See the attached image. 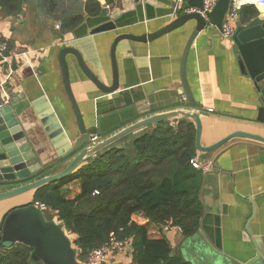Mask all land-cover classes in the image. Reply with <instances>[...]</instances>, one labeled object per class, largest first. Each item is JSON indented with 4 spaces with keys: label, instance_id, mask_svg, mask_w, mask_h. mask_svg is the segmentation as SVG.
<instances>
[{
    "label": "crops",
    "instance_id": "crops-1",
    "mask_svg": "<svg viewBox=\"0 0 264 264\" xmlns=\"http://www.w3.org/2000/svg\"><path fill=\"white\" fill-rule=\"evenodd\" d=\"M114 1L100 3L101 8L107 9V17L84 15V20L67 33L61 32L60 27L56 29L59 23L45 16L34 0H25L16 16H0V34L8 45L5 60L0 63V104L6 98L10 103L13 95H22L29 102H38L35 104L38 111L48 106L42 110L45 114L42 118L47 117L48 110L52 111L73 142L78 133L63 89L57 60L60 49H75L90 73L110 87V48L116 37L155 33L178 13L184 15L194 9L193 3H188L183 12L186 1L176 6L171 0ZM247 4L252 3L242 0L240 6ZM257 10L264 15V8ZM239 11L237 21L232 24L234 29L246 25L240 22ZM101 23H110L113 28L89 35ZM194 25L193 21L188 22L150 42L133 39L118 42L115 49L118 87L110 94L97 90L75 58L67 55L70 86L85 127L98 128L107 135L150 115L183 109L198 114L202 147H209L234 132L264 137V124L257 122L260 102L255 85L240 74L232 37L225 39L211 27L198 33L185 65L187 84L197 107L183 105L180 63ZM178 121L160 123L175 127ZM184 121L191 124L195 133L194 125ZM42 125L43 128L41 124L31 126V131L36 132L34 140L43 146L44 159L50 162L60 150L53 151L49 146L48 133L55 130L53 121L45 120ZM193 160L209 166L205 170L193 168L202 178L199 197L203 212L197 233L185 238L189 239L185 248L176 245L182 235L179 229L166 226L161 231L172 252L188 264H205L197 256L200 250L244 262L255 256L254 243L264 260V145L232 139L209 153L196 150ZM67 163V159L52 163L45 175L58 173ZM63 184L62 192L68 199L79 193L77 181L69 178ZM33 198L27 193L0 202V221L8 210L30 201L34 203ZM131 220L137 225L148 222L139 213ZM161 232L153 231L151 235L158 237ZM129 262L125 252L111 256L107 264Z\"/></svg>",
    "mask_w": 264,
    "mask_h": 264
},
{
    "label": "trees",
    "instance_id": "trees-1",
    "mask_svg": "<svg viewBox=\"0 0 264 264\" xmlns=\"http://www.w3.org/2000/svg\"><path fill=\"white\" fill-rule=\"evenodd\" d=\"M34 2L45 16L59 23L63 33L76 28L84 15L96 16L102 9L100 3L90 0ZM113 2L105 0L106 4ZM24 3L0 0V16L18 15ZM239 10L243 24L258 15L253 4L242 5ZM159 123L95 156L70 176L79 187L74 198L68 199L62 192L64 181L35 193L33 202L48 209L45 218H55L72 238L79 262L112 234L119 240H131L129 264H188L172 252L161 231L171 226L188 238L199 229L202 178L190 164L196 155L195 133L184 120L175 127ZM137 213L147 219V224L132 222ZM153 231L161 234L154 237ZM30 253L29 248L16 245L6 253L0 251V264H41L31 263Z\"/></svg>",
    "mask_w": 264,
    "mask_h": 264
},
{
    "label": "water",
    "instance_id": "water-1",
    "mask_svg": "<svg viewBox=\"0 0 264 264\" xmlns=\"http://www.w3.org/2000/svg\"><path fill=\"white\" fill-rule=\"evenodd\" d=\"M186 2L187 5L184 7L183 12L188 9V3H193V8L196 11L184 15L178 13L176 18L161 30L140 37L120 35L114 39L110 48L112 72V85L110 87H106L90 73L81 55L75 49L71 47L60 49L57 60L61 71L63 89L71 106L77 127L78 136L75 141H69L52 111L48 110L49 114L46 111L47 117L42 118L45 116L42 110L48 108V106H44L38 111L35 105L38 102L32 103L25 100L22 95H13L11 102L0 108V202L27 193H31L34 197L35 193L41 188L52 183L68 180L70 176L74 175L95 156L145 128L152 127L162 121L183 119L191 122L195 128V149L204 154L217 150L232 139L249 140L264 145V137L246 132H234L209 147H202L200 143V118L198 114L183 109L150 115L107 135H104L98 128L87 129L85 127L80 109L71 90L66 56L72 55L75 58L82 73L97 90L104 94L114 93L118 87L115 62V49L118 42L124 39L150 42L185 26L191 21L195 25L186 41L181 57L180 83L184 96L183 105L197 107L185 75L187 55L198 33L203 30L206 31L208 27L215 29L218 33L221 32L230 0H217L214 9L207 14V20L198 13L202 10L201 0H186ZM98 17H107V9L102 8ZM111 28H113L112 24L101 23L98 27L92 29L89 35ZM232 41L240 74L248 77L255 85L260 102V107L257 110V122L264 124V15L258 13L246 25L236 27L232 35ZM45 120L53 121L55 128L53 134L48 133L49 146L53 151L60 150L50 162L44 159L43 146L38 144L37 140H34L37 136L36 132L31 131V126L35 124H41V128H43L42 123ZM62 159H67L68 163L61 171L53 175H45L52 163ZM188 242L189 239H185L184 236L180 235L176 245L179 246L180 244L185 248ZM16 245H22L31 250L29 256L31 263L83 264L77 260V251L72 247L71 238L61 225L54 220H47L44 213L32 201L8 210L0 221V251L6 253ZM253 245L255 256L244 262L241 260L233 261L206 250H200L197 256L205 264H264L259 249L254 243ZM126 252L129 255L131 249H127Z\"/></svg>",
    "mask_w": 264,
    "mask_h": 264
},
{
    "label": "built area",
    "instance_id": "built-area-1",
    "mask_svg": "<svg viewBox=\"0 0 264 264\" xmlns=\"http://www.w3.org/2000/svg\"><path fill=\"white\" fill-rule=\"evenodd\" d=\"M83 1H89V0H83ZM90 1L104 3V0H90ZM136 1H142V0H136ZM171 1L176 6L183 4L186 0H171ZM201 1H202V10L199 11L198 13L205 20H207V14L214 9L217 0H201ZM241 1L242 0H230L229 8L224 18V22L220 32L221 37L225 39H230L234 33V28L232 24L237 21L238 10L241 5ZM249 1L253 5H255L256 8H264V0H249ZM195 11H196L195 9H192L190 10L189 13H193ZM55 28L59 29V25H57ZM7 46H8L7 42L3 39V37L0 34V63L5 60ZM7 103H8V98H6L3 101V103L0 104V108L6 105ZM190 164L192 168L196 170H200V169L205 170L209 168L208 165H201L195 160H191ZM34 205L43 213L48 210L44 205L38 203H34ZM130 243H131L130 239L119 240L111 234L106 243H104L102 246L98 248L91 250L88 253L83 264H107L111 256L115 254L125 253L127 249H129Z\"/></svg>",
    "mask_w": 264,
    "mask_h": 264
},
{
    "label": "rangeland",
    "instance_id": "rangeland-1",
    "mask_svg": "<svg viewBox=\"0 0 264 264\" xmlns=\"http://www.w3.org/2000/svg\"><path fill=\"white\" fill-rule=\"evenodd\" d=\"M72 239V238H71Z\"/></svg>",
    "mask_w": 264,
    "mask_h": 264
}]
</instances>
